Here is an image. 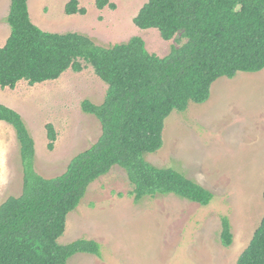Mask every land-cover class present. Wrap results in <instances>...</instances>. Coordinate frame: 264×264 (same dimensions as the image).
Wrapping results in <instances>:
<instances>
[{"label":"rangeland","instance_id":"1","mask_svg":"<svg viewBox=\"0 0 264 264\" xmlns=\"http://www.w3.org/2000/svg\"><path fill=\"white\" fill-rule=\"evenodd\" d=\"M147 0H78L85 14L64 12L68 0H27L31 21L50 32H79L99 45L141 37L147 50L166 55L184 42L179 34L164 40L156 28L142 29L133 17ZM10 0H0V47L9 35ZM107 85L89 65L65 71L58 79L14 89L0 87V102L22 116L34 140L35 170L45 178L60 175L78 152L96 141L99 121L81 110L88 99L100 103ZM56 139L48 149L45 125ZM162 146L145 159L171 167L213 193L207 205L174 194L144 197L138 203L125 171L114 165L94 180L78 206L66 216L60 244L93 239L99 255L78 252L67 264H235L264 215V68L219 77L208 99L189 102L164 121ZM22 190V170L12 127L0 120V204ZM227 216L232 244L219 241L221 217Z\"/></svg>","mask_w":264,"mask_h":264},{"label":"trees","instance_id":"2","mask_svg":"<svg viewBox=\"0 0 264 264\" xmlns=\"http://www.w3.org/2000/svg\"><path fill=\"white\" fill-rule=\"evenodd\" d=\"M95 5L115 7L109 0ZM64 12L85 14V9L68 0ZM6 22L1 88L14 89L21 80L29 85L55 80L85 65L107 87L100 103H80L99 121L100 135L50 178L35 170L34 140L22 116L0 102V120L14 131L22 170L21 193L0 204V264H67L78 252L99 255L93 239L60 244L58 238L90 183L114 165L125 171L135 203L170 193L200 205L211 201L210 190L178 170L153 165L145 155L162 146L164 121L172 111L205 102L219 77L264 68V0H147L133 23L156 28L164 40L176 34L184 39L164 56L150 53L139 36L104 46L83 33L42 30L31 21L27 0H10ZM45 128L52 149L55 130L50 123ZM219 241L223 247L233 241L227 216L221 217ZM235 264H264V215Z\"/></svg>","mask_w":264,"mask_h":264}]
</instances>
